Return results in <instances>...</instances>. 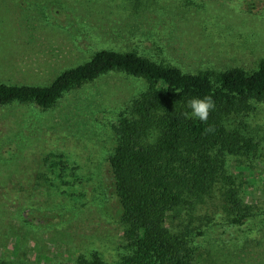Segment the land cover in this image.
Masks as SVG:
<instances>
[{"label":"rangeland","instance_id":"rangeland-1","mask_svg":"<svg viewBox=\"0 0 264 264\" xmlns=\"http://www.w3.org/2000/svg\"><path fill=\"white\" fill-rule=\"evenodd\" d=\"M103 48L190 73L253 71L264 59V0H0V82L49 85ZM146 86L113 70L49 108L0 104V264L129 253L108 157L114 124ZM233 118L255 144L225 158L243 212L219 187L169 211L167 225L189 243L186 264H264V100Z\"/></svg>","mask_w":264,"mask_h":264},{"label":"trees","instance_id":"trees-1","mask_svg":"<svg viewBox=\"0 0 264 264\" xmlns=\"http://www.w3.org/2000/svg\"><path fill=\"white\" fill-rule=\"evenodd\" d=\"M113 70L143 78L147 85L114 124L108 157L112 194L121 203L130 248L113 263L95 254L88 264H186L189 243L179 233L182 229L174 232L167 225V213L188 205L189 197L212 194L216 187L243 212L242 183L228 172L225 158L255 147L233 116L249 111L253 101L264 100V59L253 71L235 66L190 73L137 51L103 48L49 85L0 82V104L34 102L49 108L71 88ZM204 96H211L216 104L207 124L190 118L187 107L191 98ZM208 125L214 126V133L205 132ZM56 165L66 168L62 159H52L50 168Z\"/></svg>","mask_w":264,"mask_h":264},{"label":"clouds","instance_id":"clouds-1","mask_svg":"<svg viewBox=\"0 0 264 264\" xmlns=\"http://www.w3.org/2000/svg\"><path fill=\"white\" fill-rule=\"evenodd\" d=\"M187 107L191 112L190 118H197L202 123L207 124L210 113L215 110L216 104L211 96L194 97L188 100ZM184 115L187 116L188 113ZM214 131L215 128L213 125H208L205 129L206 133H214Z\"/></svg>","mask_w":264,"mask_h":264}]
</instances>
